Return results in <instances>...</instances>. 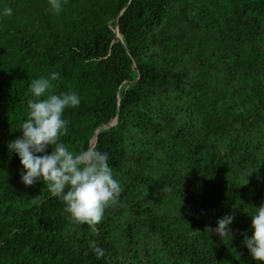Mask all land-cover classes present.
<instances>
[{
	"label": "trees",
	"instance_id": "16d2710c",
	"mask_svg": "<svg viewBox=\"0 0 264 264\" xmlns=\"http://www.w3.org/2000/svg\"><path fill=\"white\" fill-rule=\"evenodd\" d=\"M4 7L0 264H259L243 240L264 204V0ZM51 72L56 94L81 97L61 140L78 152L97 136L92 148L109 154L123 187L95 225L74 222L42 181L25 186L8 149L32 80ZM228 214L231 236L209 234Z\"/></svg>",
	"mask_w": 264,
	"mask_h": 264
},
{
	"label": "clouds",
	"instance_id": "9594fccd",
	"mask_svg": "<svg viewBox=\"0 0 264 264\" xmlns=\"http://www.w3.org/2000/svg\"><path fill=\"white\" fill-rule=\"evenodd\" d=\"M48 2L50 9L58 14L66 0ZM12 14L11 7L0 10V16ZM59 79V72H51L32 80L28 112L19 127L22 135L11 141L8 149L19 157L21 182L25 186L42 181L65 204V211L74 222L95 225L102 222L109 206L119 202L123 187L114 175L107 152L92 147L77 152L61 140L68 134L65 111L78 107L81 97L75 91L56 94L54 82ZM245 175L248 178L250 174ZM250 216L252 231L250 236H245L243 244L252 260L264 264V204L255 207ZM234 219V214L219 218L215 228H207L208 233L220 238L231 236ZM95 252L104 255L98 246Z\"/></svg>",
	"mask_w": 264,
	"mask_h": 264
},
{
	"label": "water",
	"instance_id": "95a60500",
	"mask_svg": "<svg viewBox=\"0 0 264 264\" xmlns=\"http://www.w3.org/2000/svg\"><path fill=\"white\" fill-rule=\"evenodd\" d=\"M114 31H115L116 35L120 38L119 33H118V27H117V25L115 26ZM116 122H117V118H114L113 121L107 123L106 125L111 126V125L116 124ZM106 125H104V126H106ZM98 129H99V128H97V130H98ZM97 130H96V131H97ZM96 140H97V136H96ZM96 140H95V142H96Z\"/></svg>",
	"mask_w": 264,
	"mask_h": 264
},
{
	"label": "bare ground",
	"instance_id": "6f19581e",
	"mask_svg": "<svg viewBox=\"0 0 264 264\" xmlns=\"http://www.w3.org/2000/svg\"><path fill=\"white\" fill-rule=\"evenodd\" d=\"M97 131H98V130H97ZM97 131H96V132H97ZM94 138L96 139V136H95ZM94 143H95V141H94ZM94 143H93V145H94ZM93 145H92V146H93ZM92 146H91V147H92Z\"/></svg>",
	"mask_w": 264,
	"mask_h": 264
}]
</instances>
